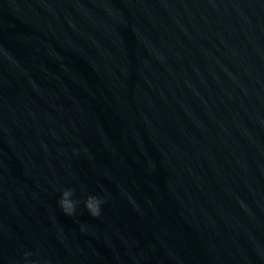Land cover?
Instances as JSON below:
<instances>
[{
  "label": "water",
  "instance_id": "obj_1",
  "mask_svg": "<svg viewBox=\"0 0 264 264\" xmlns=\"http://www.w3.org/2000/svg\"><path fill=\"white\" fill-rule=\"evenodd\" d=\"M37 249L264 264V0H0V264Z\"/></svg>",
  "mask_w": 264,
  "mask_h": 264
},
{
  "label": "clouds",
  "instance_id": "obj_2",
  "mask_svg": "<svg viewBox=\"0 0 264 264\" xmlns=\"http://www.w3.org/2000/svg\"><path fill=\"white\" fill-rule=\"evenodd\" d=\"M86 152L87 149H84ZM74 154H79V150L73 149ZM60 198L58 205L64 215L68 217H75L77 215L78 206L83 203L85 210L93 218L100 217L102 214V206L107 203L105 196H98L89 194L85 191L83 186L80 189V196L82 199L74 198L76 190L71 187L60 189ZM84 230V226H81V231ZM35 257L34 259H31ZM23 264H50V261L43 258L39 249L36 251H25L23 253Z\"/></svg>",
  "mask_w": 264,
  "mask_h": 264
}]
</instances>
